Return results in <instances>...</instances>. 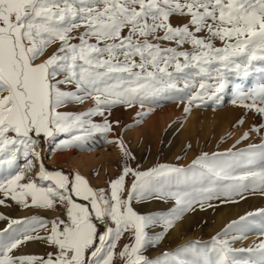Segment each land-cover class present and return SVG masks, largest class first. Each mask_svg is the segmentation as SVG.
<instances>
[{
    "label": "snow or ice",
    "instance_id": "1",
    "mask_svg": "<svg viewBox=\"0 0 264 264\" xmlns=\"http://www.w3.org/2000/svg\"><path fill=\"white\" fill-rule=\"evenodd\" d=\"M173 17L186 22L174 25ZM253 74L256 85L243 91L236 81ZM230 86L234 104L264 117V0H0V171L6 173L0 205L11 207V200L24 208L66 209V219L51 221L0 213L7 222L0 229V264H264V239L234 247L253 225L264 236V209L232 221L210 242L190 241L154 259L144 254L194 205L264 195V136L238 152L203 153L187 167L139 171L125 163L108 190H94L79 173L49 171L42 162L36 178L26 179L33 158L40 159L41 139L68 134L57 148L81 146L95 133L112 131L105 112L117 104L143 109L146 102L191 93L189 105H218ZM89 99L94 106L87 111L62 110ZM95 116L105 118L96 123ZM262 130L264 123L253 125L241 139ZM112 142L134 159L122 140ZM152 201L174 206L146 214L133 206ZM156 227L161 230L150 235L147 229ZM125 233L130 242L117 251ZM34 241L52 250L15 254Z\"/></svg>",
    "mask_w": 264,
    "mask_h": 264
},
{
    "label": "rangeland",
    "instance_id": "2",
    "mask_svg": "<svg viewBox=\"0 0 264 264\" xmlns=\"http://www.w3.org/2000/svg\"><path fill=\"white\" fill-rule=\"evenodd\" d=\"M183 22H186V19L172 18L174 25ZM216 43L219 46L220 42ZM185 47L190 46L185 45ZM257 80L258 76L253 74L251 77L237 80L236 83L241 85L243 91H247L256 85ZM190 94L181 93L180 96L183 98L175 100H160L158 105L146 102L143 109L139 104L132 107L117 104L105 112V117L112 124V131L107 134L95 133L81 146L66 149L57 148L59 141L70 139L68 134H59L54 139H41L36 147V151L40 153V159L33 158L35 167L26 172V179L36 178L39 162H42L49 171H63L70 175L79 173L88 180L94 190H108L109 182L122 173L125 163L139 171H147L160 164L187 167L203 153L212 156L229 151L238 152L247 149L250 145L260 144L264 130L260 134L251 132L248 139H241L253 125L264 123V117L255 113L254 110L240 106L239 101L234 104L233 100L237 96L234 87L230 86L224 92L218 105H213L211 101L207 100L199 107L196 106V103L189 105L187 96ZM247 103H251V101H247ZM93 106V101L89 99L83 104H72L62 110L80 113ZM186 107H189L190 111L185 112ZM150 108L152 111L149 112ZM141 111L148 114L141 118L138 116ZM117 112L119 115L114 116ZM105 117L95 116L92 119L96 123H102ZM241 118H243V124L237 125ZM118 140L123 141L124 146L134 159H126L118 143L112 142ZM78 155L91 158V166L86 173H83L81 169L73 168V163L70 162L73 157ZM17 163L23 167L27 161L21 156ZM242 171L244 169H238L237 174ZM5 174L0 171V178H3ZM131 179V177H127L126 182L130 184ZM245 197V199L235 197L234 199L238 202L229 203L212 199L206 202L203 208L194 205V209L185 213L183 218L176 223L180 225L181 232L178 238L170 236L169 231L156 247H149L144 254L150 259H154L163 251H174L190 241L210 242L211 237L221 232L232 221L238 220L249 212L264 209V195L259 192H249L245 193ZM75 199L78 203H87L79 198ZM6 203L11 207L0 205V213L12 219L23 220L32 216H38L48 221L57 217L66 219V209L63 206L52 210L36 207L24 208L11 200H7ZM209 204L212 206L209 207ZM133 206L142 214L166 212L174 206V201H169L167 204L158 201L147 204L134 203ZM221 215H223L224 221L219 228H216V219ZM6 226V221H0V229ZM160 230L159 227L147 229L150 235ZM249 231L256 232L253 240L248 243H243L244 239L237 241L234 247L246 248L264 239V236L259 235L258 225L251 226L246 233ZM40 234L44 235L45 230L42 229ZM129 242L130 234L125 233L118 243L117 251ZM34 249L42 250V255L52 250L47 245L34 241L17 250L15 254H34ZM115 264H122V261L116 259Z\"/></svg>",
    "mask_w": 264,
    "mask_h": 264
},
{
    "label": "bare ground",
    "instance_id": "3",
    "mask_svg": "<svg viewBox=\"0 0 264 264\" xmlns=\"http://www.w3.org/2000/svg\"><path fill=\"white\" fill-rule=\"evenodd\" d=\"M119 112H117V113H115V115L114 116H117V114H118ZM126 114H128V113H126ZM112 115V114H111ZM119 115V114H118ZM124 116H125V114H124ZM115 120V119H114ZM101 121V120H100ZM103 122V121H102ZM124 124H125V122H124ZM71 157V156H70ZM71 163H73V168H76V169H81V171L83 172V173H86L87 171H88V169H89V167L91 166V158L90 157H88V156H83V155H78V156H76V157H73L72 159H71V161H70ZM41 162H39V164H40ZM223 221H224V217H223V215H221V216H219V217H217V219H216V228H219L220 226H221V224L223 223ZM180 225L179 224H176L171 230H170V236H173V237H176V238H178L179 237V235H180ZM254 234H256V232H250L249 231V233H246L245 235H246V239H244L243 240V243H248V242H251L252 240H253V236H254ZM34 251H35V253L34 252H32V253H34L35 255H42L43 254V251L41 250H39V249H34Z\"/></svg>",
    "mask_w": 264,
    "mask_h": 264
}]
</instances>
